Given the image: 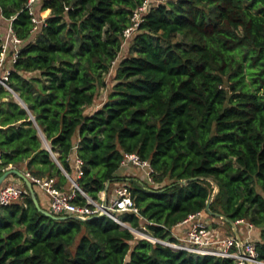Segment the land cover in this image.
Here are the masks:
<instances>
[{"label": "trees", "instance_id": "obj_1", "mask_svg": "<svg viewBox=\"0 0 264 264\" xmlns=\"http://www.w3.org/2000/svg\"><path fill=\"white\" fill-rule=\"evenodd\" d=\"M144 2L43 0L38 16L50 14L33 32L28 0H0V55L6 22L23 42L7 60L12 91L0 84V176L15 167L64 194L68 174L98 202L126 185L138 213L120 220L176 244L200 212L234 235L206 212L213 181L212 211L257 229L264 262V0H165L126 45ZM126 154L150 162L152 182L120 172ZM24 186L0 205V264H237L137 238L107 215L48 216ZM74 202L88 205L80 192Z\"/></svg>", "mask_w": 264, "mask_h": 264}, {"label": "built area", "instance_id": "obj_2", "mask_svg": "<svg viewBox=\"0 0 264 264\" xmlns=\"http://www.w3.org/2000/svg\"><path fill=\"white\" fill-rule=\"evenodd\" d=\"M41 1L43 0H28L27 3V8L32 16V22L34 24L33 32L37 31L41 24L46 25L47 17L43 16V11L40 12L39 16L37 13V7ZM152 1L153 0H145V2L134 13L132 24L124 32L125 44L138 30L141 22L144 20L143 16L153 7L151 4ZM12 22L13 20H10L8 30L3 36L2 53L0 55V84L7 89H9V87L6 84V81L10 74V68L7 67L9 52L11 63L13 64L18 57L23 43L16 35ZM80 164L81 161L77 160L79 176L82 174V171L79 169ZM122 168L142 169L146 173V179L149 182L153 181V168L150 162L142 160L137 154H126L122 161ZM26 175L32 181L34 186L39 187L48 195L50 200L49 208L52 214L75 216L80 220H86L93 216L107 215L117 223L124 225L125 223L120 220L117 215L118 213H138V209L135 207L134 201L131 198L126 185H121L117 188L116 198L112 202L109 203L106 199L98 202L89 199L87 194L80 189L78 184H73L74 188L70 192L63 194L55 186L54 179L34 177L30 173H26ZM78 192L88 200V205H79L74 202ZM26 194L27 190L24 185H19L7 180L0 188V205L7 206L20 201L25 198ZM188 222H191V227L187 233V238L184 244L171 243L153 237L149 238L146 237L147 234L144 236V239H148L152 242H160L173 248L184 249L199 254L232 258L237 261V264H264L263 261L258 259L255 241L250 236L243 239L244 245L242 248L240 242L235 236L222 237L220 235H214L210 228V224L206 221L204 213L202 212L190 215L183 223ZM239 223L244 222H237V224ZM248 227L250 230L254 228L250 224H248Z\"/></svg>", "mask_w": 264, "mask_h": 264}, {"label": "crops", "instance_id": "obj_3", "mask_svg": "<svg viewBox=\"0 0 264 264\" xmlns=\"http://www.w3.org/2000/svg\"><path fill=\"white\" fill-rule=\"evenodd\" d=\"M47 14L45 15V17H47L49 14H50V11H46ZM9 23L6 22L7 25L10 24V21H8ZM7 32V31H6ZM5 32V33H6ZM4 33V34H5ZM124 170L121 171L122 174H128V175H137V174H133L134 173V170L138 169V168H123ZM137 176L141 177V178H144L146 179V177L143 176V173H140L138 174ZM9 181H12L16 184H19V185H24V182L18 178V177H15V176H11L9 179ZM73 185V183H72ZM121 185V184H120ZM118 185L117 187H115L114 189V192L113 193H107L105 194V192H102L99 194V198L101 201L103 200H110L111 202L116 198V190L117 188L120 186ZM35 188V186H34ZM36 193H37V197H39V192L37 189H35ZM43 191V190H42ZM39 200H40V204L44 207V208H48L49 207V203H50V200H49V197L48 195L43 191V194L41 195V197H39ZM204 218L206 219V221L210 224V223H216L217 224V228L213 230V234L214 235H220L222 237H232V236H235V235H227V228L222 226L223 224L220 223L219 221L217 222L216 219H208L204 216ZM210 226H212L210 224ZM238 226V231H239V234L240 236L242 237V239H245L247 238L248 236H250L251 238L254 239V241L256 240H259L260 239V232L255 229V228H252L250 230V228L248 227V224L246 223H239L237 224ZM191 227V222H188V223H182L180 225H178L174 231H173V235L175 236V238H177L178 240V243L179 244H184L185 243V240L187 238V233L189 231Z\"/></svg>", "mask_w": 264, "mask_h": 264}, {"label": "water", "instance_id": "obj_4", "mask_svg": "<svg viewBox=\"0 0 264 264\" xmlns=\"http://www.w3.org/2000/svg\"><path fill=\"white\" fill-rule=\"evenodd\" d=\"M10 91H12L11 89H9ZM15 96L22 102V100L19 98V96L17 94H15ZM23 103V102H22ZM24 104V103H23ZM48 145V143H47ZM49 146V145H48ZM67 177L70 179V181L73 183V184H77V182L68 174H66ZM11 176H17L18 178H20L24 184L26 185L35 205L37 206V208L43 212L44 214L48 215V216H53V214L49 211V210H46L44 208H42V206L40 205V202L38 200V197H37V193L35 191V188H34V184L32 183V181L28 178V176L26 175V173H24L23 171L19 170L18 168H15V167H10L9 169H7L6 171H4V173L0 176V188L1 186L11 177ZM195 179L197 178H191V179H188V180H185L183 181L184 184H187L189 181H194ZM212 184L214 185V191L207 203V206H206V212L207 214H209L211 217H215V218H219L227 223H229L231 226H232V229H233V233L235 235V237L238 239V241L240 242L241 244V247L243 248V239L242 237L240 236L239 234V231H238V226H237V223L231 221L229 218H227L226 216L222 215V214H219V213H215L212 211L211 209V205L212 203L214 202V200L216 199V197L218 196V194L220 193V186L216 183V182H213L211 181ZM109 186V184H108ZM81 189V188H80ZM82 190V189H81ZM108 189H106L104 192L105 194L107 193ZM87 197L89 199H92L91 197H89L87 195ZM102 216V215H100ZM54 217V216H53ZM71 218H76L78 219L77 217L75 216H70ZM94 217H97V216H93V217H89L88 219L86 220H89V219H92ZM55 218L57 219H66V217H56ZM127 228H130L129 226L125 225ZM131 231L135 234V232H138L144 236H146L145 233L139 231V230H136V229H133V228H130ZM146 237H149V238H152L151 236H146ZM251 264H254V263H251Z\"/></svg>", "mask_w": 264, "mask_h": 264}, {"label": "rangeland", "instance_id": "obj_5", "mask_svg": "<svg viewBox=\"0 0 264 264\" xmlns=\"http://www.w3.org/2000/svg\"><path fill=\"white\" fill-rule=\"evenodd\" d=\"M165 0H153L152 1V6H155V5H157V4H159V3H162V2H164ZM47 14V12L46 11H43V16H45ZM128 43H126V45H127ZM129 46V45H128ZM128 46L123 50V52H122V56H126L127 54H128ZM9 61H10V63H11V56H10V52H9ZM10 63H9V65H10ZM110 78H111V75L108 77V79L110 80ZM103 92V91H102ZM107 95H108V93H107V91H104L103 93H102V95H101V97L99 98V100H98V104L99 103H101L102 101H104L106 98H107ZM101 106V105H100ZM96 108H92V109H89V111L91 112V111H94ZM122 170H124V169H121V171ZM120 171V172H121ZM140 173H143V176L144 177H146V173H145V171L144 170H142V169H135L134 170V173L133 174H140ZM122 185V184H121ZM35 189H37L38 190V192H39V197H41V195L43 194V191L39 188V187H35ZM115 189V188H114ZM114 189H113V192H114ZM220 222V223H222L223 225L222 226H224V227H226L227 228V235H232L231 234V231H230V229H229V227H228V225L227 224H224L222 221H220V220H217V222ZM142 234H140V233H138V232H135V236L137 237V238H144L143 236L144 235H142ZM253 239V238H252ZM254 240V239H253Z\"/></svg>", "mask_w": 264, "mask_h": 264}, {"label": "bare ground", "instance_id": "obj_6", "mask_svg": "<svg viewBox=\"0 0 264 264\" xmlns=\"http://www.w3.org/2000/svg\"><path fill=\"white\" fill-rule=\"evenodd\" d=\"M45 133V132H44ZM90 197V196H89ZM142 236V235H141ZM144 237V236H143Z\"/></svg>", "mask_w": 264, "mask_h": 264}]
</instances>
